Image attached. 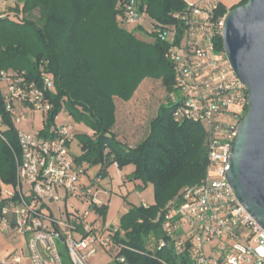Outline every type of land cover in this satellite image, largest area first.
<instances>
[{
	"label": "built area",
	"instance_id": "built-area-1",
	"mask_svg": "<svg viewBox=\"0 0 264 264\" xmlns=\"http://www.w3.org/2000/svg\"><path fill=\"white\" fill-rule=\"evenodd\" d=\"M138 3L121 0L120 24L126 28L147 24L149 32L169 41L166 57L181 92L175 119L203 122L209 131L204 177L184 187L180 202L159 211L156 220L168 237L148 247L161 249L172 240L176 252L188 248L190 264H264V228L240 203L226 177L248 91L232 71L224 49L218 52L215 48L225 16L216 15L219 2L188 3L187 12L175 14L179 24L168 27L150 22ZM0 85L5 88L1 87L4 109L14 125L24 122L30 112L45 115L34 132L15 128L20 157L16 181H0V231L26 238L29 264H65L60 245L70 264H89V257L97 251L95 244L105 249L114 245L117 261L125 264L126 258L118 255L122 246L113 238L117 226L88 219L91 212L98 213L95 206L104 204L94 192L101 177L84 180L90 166L80 163L70 149L74 125L60 120L59 113L46 129L53 108L47 93L54 89L52 77L44 74L40 86L24 70L1 69ZM3 127L0 118V130ZM70 198L88 202L86 212H69L66 202ZM60 201L65 210L59 208L62 215L56 216L53 205ZM21 260L20 255L12 257L15 263ZM160 264L169 263L161 260Z\"/></svg>",
	"mask_w": 264,
	"mask_h": 264
},
{
	"label": "trees",
	"instance_id": "trees-1",
	"mask_svg": "<svg viewBox=\"0 0 264 264\" xmlns=\"http://www.w3.org/2000/svg\"><path fill=\"white\" fill-rule=\"evenodd\" d=\"M13 1L21 19L0 15V70H24L28 79L40 86L43 75H50L54 89L47 93L53 108L46 129L56 115L67 112L92 130V134H77L83 150L77 156L80 163L100 165L96 175L101 178L111 164L117 163L119 168L133 164L129 178L152 185L154 201L148 206L132 205L120 219L113 237L122 246L118 255L128 264H160L161 260L190 264L188 248L178 253L172 240L161 249L148 247L168 237L156 220L159 211L171 202H180L184 187L198 183L207 166L206 125L189 119L176 121L174 116L181 92L166 57L169 41L149 32L147 24L134 30L123 28L121 0ZM138 1L150 22L164 27L178 25L175 14L188 10L186 0ZM246 1L230 8L219 2L216 15L222 17ZM35 11L38 17L31 18ZM145 27L153 35L148 42L135 34L137 28ZM215 48L218 52L224 49L220 33L215 37ZM136 74L161 79L166 97L147 136L137 145L127 146L113 131V96L128 98L137 84ZM0 118L4 123L0 130V181L12 183L16 181L20 149L15 125L4 109L1 87ZM94 208L105 220L108 205Z\"/></svg>",
	"mask_w": 264,
	"mask_h": 264
},
{
	"label": "rangeland",
	"instance_id": "rangeland-1",
	"mask_svg": "<svg viewBox=\"0 0 264 264\" xmlns=\"http://www.w3.org/2000/svg\"><path fill=\"white\" fill-rule=\"evenodd\" d=\"M5 1L6 0H0V13L3 15H10L14 19H21V15L15 12L16 3L11 0L13 1L12 5H9L7 3L5 4ZM200 1L203 2L204 0ZM38 15V11H35L30 17L36 18ZM127 29L134 30V27ZM135 34L142 41L148 42L153 39V35L147 32L146 27L137 28ZM136 80V86L130 84V87L133 86L134 88L131 90V95L128 98L119 95L113 96L115 109V124L113 126V131L117 135V138L127 146H135L147 136L150 129V123L156 115L158 106L166 97V90L161 79L152 76L142 77L141 75L136 74L135 81ZM0 87L4 88V85H0ZM44 118L45 115L42 111H37L34 114L33 112L27 113L26 120L24 122H16L15 128L18 130L34 132L42 124ZM60 120L68 121L73 124L75 127V133L89 132V127L85 123L77 121L67 112L60 113ZM70 149L76 155L82 153L83 150L78 136H75L71 141ZM133 169V164L125 165L121 169H118L112 164L108 166L107 175L101 178L100 182L94 188V192L101 203L105 202V204L108 205L106 218L104 220L98 213L91 212L88 217L90 221L96 220L98 223L104 222L106 226L118 225L121 217L132 205H140L143 201H154V193L151 184L136 189L134 183L129 181L124 182L123 175L131 173ZM96 171L97 168L94 166V168L91 169L92 177L95 176ZM66 205L69 212H74L78 209L81 214H84L88 209V202L81 201L77 198H70L66 202ZM59 208L65 210V203L63 201L53 205V212L56 216L62 215ZM184 229L185 228L180 229V231L183 232ZM15 242L16 244H19V254H22L25 258V255H28L26 238L24 236H18L17 239H15ZM94 246L97 248V251L89 257V264H122L116 259L117 250L114 245H112L110 249H105L98 244H95ZM60 251L65 264H70L67 251L61 245Z\"/></svg>",
	"mask_w": 264,
	"mask_h": 264
},
{
	"label": "water",
	"instance_id": "water-1",
	"mask_svg": "<svg viewBox=\"0 0 264 264\" xmlns=\"http://www.w3.org/2000/svg\"><path fill=\"white\" fill-rule=\"evenodd\" d=\"M221 36L230 67L248 91L226 177L264 228V0H247L230 9Z\"/></svg>",
	"mask_w": 264,
	"mask_h": 264
},
{
	"label": "crops",
	"instance_id": "crops-1",
	"mask_svg": "<svg viewBox=\"0 0 264 264\" xmlns=\"http://www.w3.org/2000/svg\"><path fill=\"white\" fill-rule=\"evenodd\" d=\"M186 1L188 3H190V2H198L200 0H186ZM217 1L222 3L223 5H225L227 8H230V7L238 4L241 0H217ZM12 2L13 1H11V0H6L5 4L7 3L9 5H12ZM83 133L92 134V130L89 128V132H83ZM77 134H79V133H75V136H77ZM74 155L79 156L76 154H74ZM112 165H114L118 169H121L118 166H116L115 164H112ZM92 168H94V166H90L88 173H87V176L84 179L85 181H88L92 178V176H91V169ZM95 168H97V171L95 172L97 174V172L100 169V165L95 166ZM129 174L123 175L124 182L129 181V182L134 183V186L136 189L141 188V187H145V185L143 184V182L141 180L130 179ZM144 203L151 204L152 202L143 201L142 204H144ZM112 226H118V225H112ZM17 237H18V235H16V234L4 233V232L0 231V264H29L28 255L26 254L25 258H24L23 255L19 254V252H18V249H19L18 245L19 244H16V242H15V239H17ZM15 255H20L22 257V260L20 263H15L12 261V257Z\"/></svg>",
	"mask_w": 264,
	"mask_h": 264
}]
</instances>
